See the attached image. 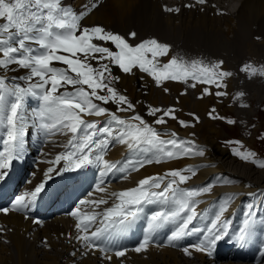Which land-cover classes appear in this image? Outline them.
<instances>
[{"label":"snow or ice","instance_id":"snow-or-ice-1","mask_svg":"<svg viewBox=\"0 0 264 264\" xmlns=\"http://www.w3.org/2000/svg\"><path fill=\"white\" fill-rule=\"evenodd\" d=\"M196 3L206 4L207 0H196ZM98 7V0L92 3L84 0L79 9L65 5L63 0H0V127L6 129L0 151V181L8 176L14 161L24 158L30 128L35 127L37 133L44 136L69 137L64 151L46 161L50 166L43 173L44 182L34 190L17 195L11 210L26 212L37 202L53 174L97 166L101 179L95 190L104 192L103 178L113 171H119L122 178H126L127 173L146 165L206 155L204 146L180 137L174 130L157 127L167 125L169 120L177 122L181 128L195 127L199 122L195 113H189L193 122L179 119L174 105L167 108L147 105L141 114L137 111L138 102L117 87L120 77L113 74V68L124 74L138 70L165 93L169 92L164 86L166 81L183 82L192 89L203 85L198 99L213 95L218 99L228 97L227 79L232 73L223 69V61L205 63L193 59L188 62L172 56L162 63L160 58L170 53L166 43L152 38L133 46L124 36L107 31L103 26H84L82 21ZM162 10L180 12L179 7L167 5ZM136 35L129 33L132 38ZM57 62L62 66H56ZM241 71L251 77L258 69L246 64ZM15 72L22 74L9 75ZM186 94L185 90L182 95ZM244 95L239 92L237 98ZM28 98H35L39 107L27 110ZM109 104L115 106V111ZM208 116L226 120L229 125L237 123L235 119L217 115L215 107L209 110ZM228 143L235 145L230 149L233 156L264 169V159L258 158L253 150H242V141ZM113 144L125 146L131 156L123 167L105 158ZM202 166L205 165H185L168 169L162 175L146 176L134 187L111 193L112 204L99 211L101 205H109L108 199H79L68 213L76 221L74 239L88 251L98 249L106 253L110 249L100 241L126 234L141 219L145 207L151 205L157 210L146 217L145 236L135 248L136 252L146 250L154 234L166 227L172 229L167 238L172 246L185 237L201 233L198 243L183 247L188 256L192 255L191 248L214 257L218 244L226 239L240 247L247 245L256 230L264 227V217L259 216L255 205H249L238 233L230 236L231 221L225 213L236 194L223 201L206 230L193 226L200 215L198 205L203 202L199 198L211 192L212 185L190 188L183 185ZM85 207L91 211H84ZM0 211L8 214L10 209ZM35 223L40 221L37 219ZM124 254V251L115 252L117 257Z\"/></svg>","mask_w":264,"mask_h":264},{"label":"bare ground","instance_id":"bare-ground-1","mask_svg":"<svg viewBox=\"0 0 264 264\" xmlns=\"http://www.w3.org/2000/svg\"><path fill=\"white\" fill-rule=\"evenodd\" d=\"M67 1L68 0H63V3L66 5ZM69 2H72L74 8L79 9L84 3V0H69ZM88 2L92 3L93 0H88ZM179 2H177V0H98L99 7L88 15L83 22L85 26L100 25L107 31L120 34L133 46L148 37L159 38V42L166 43L170 46L169 58L163 57L165 62L172 56H176L184 61H189L190 57L195 58L196 55L204 52L202 57L215 60V62L223 61V69L231 71L232 76L227 79V91H230L231 94L243 92L245 95L241 97L242 104H249V99L258 100L264 96V71H261L264 70V0H242L237 10L227 9L224 0H219V2L218 0H207V3L204 5H197L194 0H187L182 3ZM191 4L196 7H184V5ZM165 5L168 7H179L180 12L169 13L163 11L162 9ZM223 10H225V12L222 13ZM180 14H183L182 16H184L186 20L184 21L187 25L184 26V29L183 27L182 30L180 29V38L175 42L176 38L174 31H169V28L164 23V19H166L165 17L180 16ZM170 20L167 18L166 23ZM132 32L137 34L135 38L129 36V33ZM104 46L111 47L109 44H105ZM180 50L181 54L179 52ZM246 64L256 67L258 69L257 73L250 77L248 73L242 72L241 68ZM56 66L62 65H59L57 62ZM113 72L116 76L120 77L118 81L119 86L125 90L124 92L130 99L137 102L138 95L128 86L129 81L131 79L140 81L141 77L146 76L138 70H134V74H124L115 67L113 68ZM9 74L21 75L22 73L15 72ZM240 80L242 81L239 83ZM201 86L202 85L198 86L199 90L202 89ZM234 89L236 90L232 93ZM210 97L215 96L213 95ZM109 105H111L109 108L115 111V106L112 104ZM231 110V113L237 116L236 119L240 121L242 125L250 126L253 118V116L251 117V110L243 107L233 108ZM137 111L140 112L139 109H137ZM253 115L255 116V114ZM259 115H262V110L259 111ZM211 120L210 128L215 136H217L218 140L221 143H225L227 141V136H222V131L218 129L215 124L211 123ZM222 121L224 123V129H226V120ZM178 133L181 134L179 131ZM181 136L184 135L181 134ZM42 138H44V135H42L39 140L30 143L32 144L30 147L31 155L27 162V168L23 170V180L30 174L29 171L33 168V162L36 159H39V161L37 162L33 175H31L32 177H30L28 183L24 186L22 193H24V191L34 190L36 185L44 182L45 178L43 173L50 166L46 161L54 159L55 155L63 151L64 145L67 143L69 137L59 134L46 136V144L43 143ZM186 138L189 137L186 136ZM37 142H39L38 145L34 146L33 144ZM214 142L216 143V140H214ZM195 143L206 148V155L204 157H192L190 161H184V165L192 164L205 166L199 168L198 173L190 180V184L188 183L189 185L187 186L192 185L200 187L208 181L218 182L223 176L231 182V184L227 185L216 184L211 193L201 195L199 199L203 202L198 205L197 210L200 215L195 222L197 224L198 221H200L203 230H206L207 226L210 224V220L214 217L215 212L219 209L223 201L232 196V194H236L230 202L225 217L231 221L230 226L232 225L234 230L239 231L242 223L238 225L237 219L241 218L240 216L243 208L246 207V210H249V205H254L252 200L257 196L256 190L264 197V169L251 163L232 158L228 151L218 146H211L212 149L208 150L207 143L204 144L200 141H196ZM113 145L114 147L105 155V158L108 160L117 158L126 149V147L122 145ZM18 166L22 168L23 163L19 162ZM56 167L59 168L60 165ZM162 169L163 168H159L149 173L146 171V173L142 174H140L141 172L139 170L130 172L126 178H122L117 182L113 181L101 185L105 189L104 192L95 190V186H92V184L86 189L87 191L80 189L82 185L79 186L78 184H81V182L77 183L79 179L73 176L70 181H72L71 184L75 189L64 191V194H69L68 205L61 207L53 206L54 203L58 200L60 201L63 196L58 195V191L54 190L50 193L52 196L51 201L54 202L52 204L49 202L46 206L49 208L53 206L51 210L56 215L61 211H67L70 204L75 207L79 199H108L109 205H101V208L97 209V211H99L112 204L113 198L111 197V193L134 187L136 186V182L134 181L136 178L142 179V176L144 178L149 175L158 174L160 170L164 171L168 168L165 167L164 170ZM90 174L91 172L86 171L84 176L88 177ZM61 175L53 174V178L60 177ZM89 193H91L90 196L88 195ZM20 194L19 192L17 193V195ZM211 199L214 200L211 201ZM262 201H264V199ZM257 206L258 205H255V208L259 213ZM83 210L91 211V209L87 207ZM75 223V218L68 214L56 215L48 222L40 221L39 224H36L35 219L16 213L13 210H10L8 214L1 211L0 229H2V231H0V239L3 238L9 242V245L11 244L14 247L21 264L31 263L33 255L36 252L42 254V252L37 249L38 247L43 248L42 251L45 252L44 255L50 260V262H46V264H63L64 262H66V264H119L122 261L125 262L130 259L126 257L130 254L138 260H144L148 257L155 260L159 258L164 260L163 262H159V264H252L247 261H238L237 259L229 258L217 262L215 259L216 256L207 257L202 253L195 252L194 249L191 248L190 251H192V255L188 256L183 252L182 248L172 246L178 249L176 250L170 247L152 244L148 245L147 249L141 252H136L135 249L126 250L124 251L125 254L123 258H120L122 256L117 257L115 252L101 253L98 249L88 251L74 239ZM168 235H170L169 232ZM193 236L202 238V236L197 234ZM263 236L264 227H259L253 236L254 239L258 238L260 249L258 248L259 254L257 255L260 257H262V253H264ZM57 237L67 242H58L56 241ZM190 238L191 237L188 236L186 237L187 240L183 241V244L187 243L185 246L190 247L199 242V240H196V242L191 241ZM48 246L50 248L47 249ZM78 246L80 248L77 251L75 248ZM50 249L57 250L59 255L52 257V255H50ZM73 251H75V255L70 256V253H73ZM224 256L226 255L224 254ZM107 257H111V259L109 260Z\"/></svg>","mask_w":264,"mask_h":264},{"label":"rangeland","instance_id":"rangeland-1","mask_svg":"<svg viewBox=\"0 0 264 264\" xmlns=\"http://www.w3.org/2000/svg\"><path fill=\"white\" fill-rule=\"evenodd\" d=\"M179 1L182 3V2H186L187 0H179ZM179 1L177 0V2H179ZM189 1H191V0H189ZM224 1H225L226 8L229 10L230 9L237 10L242 3V0H224ZM218 2H219V0H218ZM202 5H204V4H202ZM194 7H196V6H194ZM190 8H193V7H190ZM223 12H225V10H223L222 13ZM182 15L183 14H180V16L176 15V16H172V17H165L166 19H164L165 20L164 23L169 28V31H174V35L176 38L175 42H177L180 38V36H179L180 29L182 30V27L184 29V26L187 25L185 23L186 20H185L184 16H182ZM167 18L169 20L170 19L171 20L167 21V23H166ZM179 18L181 19L182 22L180 21ZM181 23H182V25H181ZM152 38H155V37H148V38H145L143 40L152 39ZM155 39L158 40L159 38H155ZM179 52L181 54V50ZM203 54H204V52L200 53L199 55H196L195 58L190 57V60L188 62H190L193 59H199L205 63H208V62L215 63V60H208V59H205L206 57H202ZM167 58H169V56H167ZM160 60L162 62L163 57L160 58ZM167 61H168V59L166 60V62ZM164 63H165V61H164ZM233 70H235V69H233ZM227 71H230V70H227ZM144 75L146 77H141L140 81L131 79L129 81V84H128V86L132 89V91H134L135 94L138 95L137 109L140 110L141 114H144L145 106H147V105L159 106V107H163V108H167L169 106L174 105L178 109L177 114L179 116V119H183L185 121L193 122L191 120V117L189 116V113H195L199 117V122L195 124V127L181 128L177 122L169 120L167 125L157 126L159 129H166L167 131H173L174 130L177 133L179 131V132H181L182 135H184V136H181V134L178 133L180 137L186 138V136H187L189 138H186V139H190L193 141L196 140L198 142L200 141V142H203L204 144L207 143L206 145L208 146V150L212 149L211 146H214V147L218 146L219 148L228 151L229 155L235 159H239V158L233 156L231 154V151H230V149L232 147H234L235 145L230 144L228 142L233 141V140H240V141H242L243 146H244V148H242V150H244V149L253 150L257 154L258 158L264 159V96H262L258 100L249 99L250 100L249 104H246V103L242 104V99L237 98V93H233L236 90V89H234L232 91L233 94H231L230 91H227L228 93L230 92L229 96H231V97L228 96V97H225L222 99H218L217 97L207 96L204 99H198V97L201 94V90H202V89L199 90L198 87L196 89H192L191 87H188L187 85H185L183 82L166 81L164 86L169 89V92L165 93L164 91H162V89L160 87H157L153 84L150 77H148L146 74H144ZM241 81L242 80H240L239 83ZM117 87L122 92L125 91L124 89H122L119 86V83H117ZM201 87L203 88L204 86L202 85ZM185 90L187 91V94L182 95V93H184ZM213 91H215V89H213ZM240 105H247L246 107H243V108H247V109L251 110V113H252L251 117L253 116V118H252V122H251L250 126L242 125L240 123V121H238L236 119L237 116H235L231 113L232 112L231 109H233V108L236 109L238 107H241ZM108 107H111V105H109ZM213 107H215V109L217 111L216 112L217 115L223 116V117H226L229 119H235L237 121V123L235 125H229L226 122L227 123L226 129H224V126H223L224 123L221 119H212L211 120L209 118L208 112ZM261 110H262V115H259V111H261ZM253 114H255V116ZM127 115L128 114L121 113V116H127ZM148 119L151 122V118H148ZM210 120L212 121L211 123L215 124V126L222 131V136H225V137L227 136V141L225 143H221L218 140L217 136H215L214 132L210 128L211 127L210 126ZM193 133H194V135H193ZM214 140H216V143L214 142ZM221 141H222V139H221ZM251 141H252V143H251ZM130 158H131V156H130ZM191 158L192 157L183 158V159H180L179 161H166V162H163L162 164H155L154 163L151 165H146L144 168L139 169V171L141 172L140 174H142V173H146V171H148V173H149L151 171L158 170L159 168H163L162 170H164L165 167H167L168 169L178 168V167H181L184 165V161L188 162L191 160ZM239 160H241V159H239ZM247 163H251V162H247ZM186 165H189V164H186ZM118 166L123 167L122 164H118ZM255 166H257V165H255ZM168 169H165L164 171L160 170L158 174L162 175ZM198 171H199V169L197 170V173H198ZM111 175L116 179L122 178V174L119 171H113L111 173ZM142 178H143V176H142ZM139 180L140 179H138V178H136L134 180L136 182V185H137ZM189 182L190 181H188L187 184L183 185V187H186V188L193 187L192 185L187 186L190 184ZM208 184L212 185V190H213V188L216 184L227 185V184H231V182H229V180H227L225 178V176H223V178H220V180L218 182H215V181L209 182L208 181L204 185H208ZM212 190H211V192H212ZM211 192H209V193H211ZM256 195L257 196L255 198H253L252 201L254 202V205H258L257 207L259 210V216L264 217V201H262L264 199V197L259 194L258 190H256ZM246 211L247 212L249 211V210H246V207L242 209L240 217L241 218L243 217V220L245 219V216L247 213ZM195 224H196V222H195ZM197 224H201L200 221H198ZM169 228L171 229V227H169ZM233 234H236V233L233 232L232 230H229V235L232 236ZM190 237H191L190 240L195 241V242H196V240L201 239L200 237H195L193 235ZM184 240H187V239L185 238ZM56 241L64 242V243L67 242L60 237H57ZM222 242H220L218 244V246H217L218 250H221L220 246H222ZM186 244L187 243L182 244V246H185ZM168 245H166V246L170 247L172 249H176V248H173L172 245H169V246ZM48 248H50V247L48 246L47 249ZM79 248L80 247L78 246L77 248H75V250L78 251ZM256 248L260 249V246L256 245ZM37 249L40 252H42V254L37 253V252L34 253L32 262L28 263V264H46V262H50V260L47 258V256L44 255L45 252L42 251L43 248L38 247ZM182 249H183V247H182ZM259 249H258V252L256 253V255L259 254ZM176 250H178V249H176ZM50 251H51L50 255H52V257H56L59 255V252H57V250L50 249ZM74 253H75V251H73V253H70V256L75 255ZM15 254L17 255L14 247L11 244L9 245L8 241L1 238L0 239V264H21L20 259H18V255L16 256ZM218 254H220V253H218ZM244 255H245V252L242 250L239 257H243ZM126 257L130 258V259L126 260L125 262L122 261V260H124V259H122L121 260L122 262L120 261L121 263H119V264H159V262L164 261L161 258H159L158 260H155V259H150V257H148L147 259H144V260H138V259H135L134 257H132L131 254L126 256ZM120 258H123V256ZM78 259H79V257H78ZM222 261H224V260H222ZM63 264H66V262H64Z\"/></svg>","mask_w":264,"mask_h":264}]
</instances>
